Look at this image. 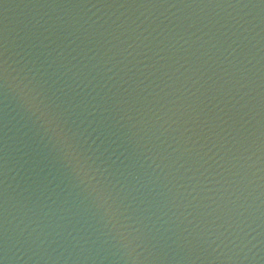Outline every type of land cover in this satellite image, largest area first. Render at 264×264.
Listing matches in <instances>:
<instances>
[{
	"label": "water",
	"instance_id": "water-1",
	"mask_svg": "<svg viewBox=\"0 0 264 264\" xmlns=\"http://www.w3.org/2000/svg\"><path fill=\"white\" fill-rule=\"evenodd\" d=\"M3 264H264L262 0H0Z\"/></svg>",
	"mask_w": 264,
	"mask_h": 264
},
{
	"label": "snow or ice",
	"instance_id": "snow-or-ice-1",
	"mask_svg": "<svg viewBox=\"0 0 264 264\" xmlns=\"http://www.w3.org/2000/svg\"><path fill=\"white\" fill-rule=\"evenodd\" d=\"M262 2H264V0H262ZM0 264H3V262H2V261H0Z\"/></svg>",
	"mask_w": 264,
	"mask_h": 264
}]
</instances>
